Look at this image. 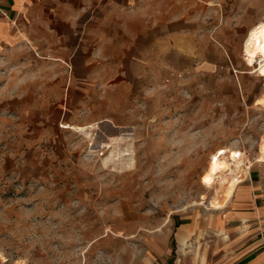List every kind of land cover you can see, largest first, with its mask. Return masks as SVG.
Masks as SVG:
<instances>
[{
  "label": "rangeland",
  "instance_id": "obj_1",
  "mask_svg": "<svg viewBox=\"0 0 264 264\" xmlns=\"http://www.w3.org/2000/svg\"><path fill=\"white\" fill-rule=\"evenodd\" d=\"M244 37L217 72L170 68L117 122L66 126L69 158H23L18 116L0 114V264H215L231 213L210 207L211 155L240 152L238 184L264 206V79L243 60ZM181 222L195 226L185 248Z\"/></svg>",
  "mask_w": 264,
  "mask_h": 264
},
{
  "label": "crops",
  "instance_id": "obj_2",
  "mask_svg": "<svg viewBox=\"0 0 264 264\" xmlns=\"http://www.w3.org/2000/svg\"><path fill=\"white\" fill-rule=\"evenodd\" d=\"M255 1L250 14L251 0H0V114L18 116L23 158H69L66 126L117 122L170 68L226 66L231 37L264 22ZM253 195L241 182L224 206L230 238L215 264H264ZM194 228L176 227L182 248Z\"/></svg>",
  "mask_w": 264,
  "mask_h": 264
},
{
  "label": "bare ground",
  "instance_id": "obj_3",
  "mask_svg": "<svg viewBox=\"0 0 264 264\" xmlns=\"http://www.w3.org/2000/svg\"><path fill=\"white\" fill-rule=\"evenodd\" d=\"M242 54L247 66L251 67L258 62L255 72L262 76L264 74V22L255 24L247 32L242 45ZM255 105L264 109V98L257 99ZM259 158V160H264V137L259 146ZM241 159L244 160L241 158V153L237 151L232 152L229 160L223 156L221 151L211 155L201 179L206 187H214V194L210 201L211 208L222 209L224 207L236 185L241 181L239 174L248 170L247 164L241 168L243 166Z\"/></svg>",
  "mask_w": 264,
  "mask_h": 264
},
{
  "label": "built area",
  "instance_id": "obj_4",
  "mask_svg": "<svg viewBox=\"0 0 264 264\" xmlns=\"http://www.w3.org/2000/svg\"><path fill=\"white\" fill-rule=\"evenodd\" d=\"M257 66H258V62H255L254 64H253V66H251V68L253 69V72L257 75V72H255V70H256V68H257ZM259 77H261V78H263L264 79V74L262 75V76H259Z\"/></svg>",
  "mask_w": 264,
  "mask_h": 264
}]
</instances>
